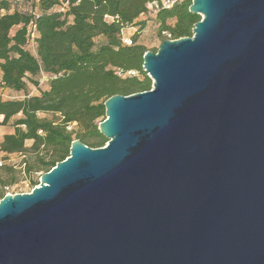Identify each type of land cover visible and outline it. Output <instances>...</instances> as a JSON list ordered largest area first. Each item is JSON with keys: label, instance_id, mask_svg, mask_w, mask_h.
I'll use <instances>...</instances> for the list:
<instances>
[{"label": "water", "instance_id": "95a60500", "mask_svg": "<svg viewBox=\"0 0 264 264\" xmlns=\"http://www.w3.org/2000/svg\"><path fill=\"white\" fill-rule=\"evenodd\" d=\"M190 1L151 89L105 101V146L0 200V264H264V0Z\"/></svg>", "mask_w": 264, "mask_h": 264}, {"label": "trees", "instance_id": "16d2710c", "mask_svg": "<svg viewBox=\"0 0 264 264\" xmlns=\"http://www.w3.org/2000/svg\"><path fill=\"white\" fill-rule=\"evenodd\" d=\"M11 1L0 0V87L23 97L0 99V127L12 129L2 136L0 153L27 155L22 172L28 177L66 159L75 140L92 149L104 147L107 139L97 128L105 118V101L151 89L143 55L157 49L137 42L146 27L140 17L154 14L160 42L191 37L200 20L189 12L190 0H175L167 8L161 0H33L29 12L12 7ZM153 3L157 10L148 9ZM32 21L34 54L25 47ZM129 28L137 32L126 45L122 33ZM41 75L49 77L46 88L29 95V86L37 88ZM3 170L11 169L0 170V200L15 183L10 174L8 182L1 178ZM37 185L38 179H31V188Z\"/></svg>", "mask_w": 264, "mask_h": 264}, {"label": "rangeland", "instance_id": "374dc122", "mask_svg": "<svg viewBox=\"0 0 264 264\" xmlns=\"http://www.w3.org/2000/svg\"><path fill=\"white\" fill-rule=\"evenodd\" d=\"M34 1L33 0H12L11 5L12 7L18 9L19 11L22 12H29L34 9L33 5ZM61 7L56 8V10H60ZM154 14L152 12H149L147 15L142 16L139 18L140 21H145L146 22V27L145 29L139 33L137 42L140 44H143L147 49H153V48H158L160 45V41L157 38L156 35V26L153 21ZM137 28H129L123 31L122 33V38L130 40L131 37L136 34ZM101 39H96V42H100ZM28 51L32 54L34 52L27 48ZM49 77L46 75H41L39 77V82H38V87L34 88L32 86H29L28 88V94H36L39 89H44L47 86ZM23 97L22 93H13L9 92L7 90H0V99H21ZM46 115L40 114V117H45ZM12 132V129L8 126L5 127H0V141L2 139V136L4 134H8ZM31 142H27L26 146L29 147ZM25 158H29L27 155L23 156L21 154H11V155H4L0 153V170L3 168H10L11 171L8 172L7 170H3L1 173V178L8 182L10 179L9 175H12L15 178V183L7 186L4 190V196L9 194V195H14V194H24L29 192L32 188L30 186V181L31 179H38L43 173H34L31 177L25 176L24 173L22 172L23 168V161Z\"/></svg>", "mask_w": 264, "mask_h": 264}, {"label": "built area", "instance_id": "2783aa9c", "mask_svg": "<svg viewBox=\"0 0 264 264\" xmlns=\"http://www.w3.org/2000/svg\"><path fill=\"white\" fill-rule=\"evenodd\" d=\"M175 0H161V4L160 6L163 8H167L170 5H172V3ZM159 8V5H157L156 3H153L151 5H148V9L149 10H157ZM37 38V31H36V25L35 23L32 21L29 23V25L26 28V49L29 48L31 49L33 52H35V41ZM123 43L126 45H130V40L127 39H123ZM28 50V49H27ZM73 125H70L67 127L68 130H70L72 128ZM32 190V189H31ZM30 190V191H31ZM29 191V192H30ZM28 193V192H27Z\"/></svg>", "mask_w": 264, "mask_h": 264}, {"label": "crops", "instance_id": "0c3cea01", "mask_svg": "<svg viewBox=\"0 0 264 264\" xmlns=\"http://www.w3.org/2000/svg\"><path fill=\"white\" fill-rule=\"evenodd\" d=\"M0 77H1V74H0ZM0 90L3 91V90H6V89H3V88L0 87Z\"/></svg>", "mask_w": 264, "mask_h": 264}]
</instances>
